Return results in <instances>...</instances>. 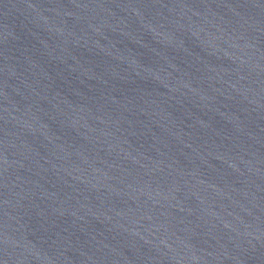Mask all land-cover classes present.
<instances>
[{
  "label": "water",
  "instance_id": "obj_1",
  "mask_svg": "<svg viewBox=\"0 0 264 264\" xmlns=\"http://www.w3.org/2000/svg\"><path fill=\"white\" fill-rule=\"evenodd\" d=\"M0 264H264V0H0Z\"/></svg>",
  "mask_w": 264,
  "mask_h": 264
}]
</instances>
